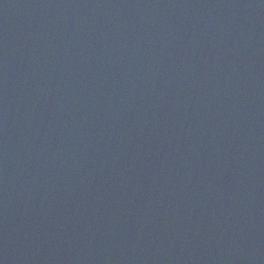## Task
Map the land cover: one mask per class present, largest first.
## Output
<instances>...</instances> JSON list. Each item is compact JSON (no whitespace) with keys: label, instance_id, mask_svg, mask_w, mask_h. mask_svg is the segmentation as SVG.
Listing matches in <instances>:
<instances>
[{"label":"water","instance_id":"water-1","mask_svg":"<svg viewBox=\"0 0 264 264\" xmlns=\"http://www.w3.org/2000/svg\"><path fill=\"white\" fill-rule=\"evenodd\" d=\"M0 264H264V0H0Z\"/></svg>","mask_w":264,"mask_h":264}]
</instances>
